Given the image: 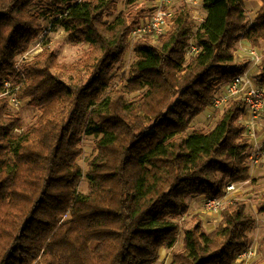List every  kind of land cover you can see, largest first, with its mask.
<instances>
[{
    "label": "trees",
    "instance_id": "16d2710c",
    "mask_svg": "<svg viewBox=\"0 0 264 264\" xmlns=\"http://www.w3.org/2000/svg\"><path fill=\"white\" fill-rule=\"evenodd\" d=\"M125 1L126 11L120 0H0V264H156L177 243L189 198L251 179L242 99L227 101L213 128H191L246 73L238 43L264 50V0L253 21L252 0H202V21L184 3L167 31L136 41L119 88L114 72L152 14ZM55 26L89 44L73 75L50 47L19 60ZM191 42L200 49L188 56ZM258 71L264 84V52ZM9 91L39 111L30 126L10 111ZM87 135L96 153L81 194ZM255 225L244 199L213 230L196 216L168 264H236Z\"/></svg>",
    "mask_w": 264,
    "mask_h": 264
},
{
    "label": "rangeland",
    "instance_id": "374dc122",
    "mask_svg": "<svg viewBox=\"0 0 264 264\" xmlns=\"http://www.w3.org/2000/svg\"><path fill=\"white\" fill-rule=\"evenodd\" d=\"M197 1L199 4H194L193 1L191 0H177L174 4V9L176 10L179 7H181L184 3H186L184 5H189V7L192 9V17L196 19V21H198L199 20L198 17H200L203 14V10H202V0H197ZM158 4H159V0H139V6L148 9L147 11L148 14L153 12L154 10L153 11H149V10L156 7ZM261 4L262 2L260 0H252V1L247 2L246 11L251 21H253L254 16L257 14L259 10V5ZM126 9H127L126 1L120 0L119 11H126ZM137 40L138 39L131 38V40L129 41L130 47L126 53L125 60L120 66L117 67V69L114 72L113 81L116 84V86L119 88H122L126 84L127 76L129 74L131 64L133 63L135 59L134 47H135V43ZM45 47H50L51 49L54 50V52L58 55L59 61L65 64L68 75H73L77 72L75 69V66L79 64V62L86 56V53L89 50V44L71 42L68 38L67 32L60 26H55V27H52L51 30L47 28V32L45 33V36L43 38L41 36L40 39L34 43L30 51L27 52L24 56L19 58L20 62H22L23 59H28V58L31 59L33 56L40 53ZM255 49L259 53L264 52L263 48L257 47ZM237 62L245 63L247 67L249 66V64L251 65L252 62L256 64L249 53H247V55H244L243 57H238ZM257 68H258V64H256V69ZM248 74L256 78V76L253 75V74H256L255 70H254V73H251V74L248 73ZM258 81L259 83H261L260 84L261 87L264 88V84H262L259 78H258ZM6 85H10V82L8 81ZM133 95L135 94H131V96ZM225 104L226 102L223 103L218 108H213L212 106H210V108L208 107L202 114H200L193 121L191 130L192 129L209 130L213 128V126L216 124V122L221 117ZM10 111L12 113L18 114V116L21 117L22 122L24 123V128L33 124L40 114L37 109L31 107L28 104V100L23 101V105L20 107V109L15 110V108L14 109L10 108ZM242 118H244V115ZM260 119H261L260 123H263V126H264V108H263V112L261 113ZM242 123H243V120H242ZM263 132H264V129L260 130V134H262ZM252 141L254 142V140ZM83 146H84V154L79 158V163L83 169V178L78 188L79 193L81 194H85L89 191V181H88L87 175L90 169L89 162L94 156V154L96 153L95 138L91 135L85 136L83 140ZM250 172H251V175L253 174L262 175L264 174V166H252L250 169ZM256 181H259V179L258 180L256 179ZM235 183H236L237 191L231 193L232 194L231 199H233L234 202L237 200L243 199L244 195H252L254 196L252 198V201L258 202L259 198L264 193V180L258 183L259 186L257 185V187H255L253 190H249V192L247 191L245 193L243 192V194H241V192L243 191L242 182H235ZM251 184H254L253 181H251ZM203 196L204 195L193 197V204L192 206H190V211L186 215H183L182 217L178 219L181 225V230L178 235L177 243L175 244L173 248L169 246L165 247V249L162 252V258H160L156 264H168L169 263L172 257L173 250L174 249L177 250L181 248L183 240H184V229L190 227L193 224L194 217L198 216L202 220L203 226L206 230H213L218 226V224L220 223L222 219V211L219 214H215L213 216L205 213L202 210V207H203L202 198H204ZM252 201H251V205L253 204ZM227 206H225L224 209ZM249 213L252 214L251 211H249ZM250 235L252 238V246H254L257 249L258 253L250 261L237 263V264L264 263V243H263L264 213L263 214L260 213V215L256 218V225L254 229L250 232Z\"/></svg>",
    "mask_w": 264,
    "mask_h": 264
},
{
    "label": "built area",
    "instance_id": "2783aa9c",
    "mask_svg": "<svg viewBox=\"0 0 264 264\" xmlns=\"http://www.w3.org/2000/svg\"><path fill=\"white\" fill-rule=\"evenodd\" d=\"M176 1L177 0H159V4L148 19L133 30L131 38L139 39L144 36L155 37L167 31L175 14L174 4ZM191 1H193L194 4H199L197 0ZM198 18L202 21L204 15L202 14ZM199 49L197 44L191 42L188 49V56L195 54ZM249 54L256 64L261 62L262 53H259L255 48H251ZM260 84L261 83L257 82L254 77L246 72L226 84L222 91L214 97L212 104L213 108H218L223 103L233 98L242 99L244 101L246 107L243 118L245 136L248 137L252 143V150L249 156L251 167L264 166V137L260 139V130L264 129L263 123H260L261 113L264 108V88L261 87ZM9 93L10 106L13 109L15 108V110L20 109L23 105V101L19 99L16 94L10 91ZM252 140H254V142ZM235 191H237L236 183L229 182L224 195L219 197L204 195L202 210L209 215L219 214L223 211L225 206L234 203V200L231 199V193ZM257 253V249L251 246L238 256L236 264L250 261Z\"/></svg>",
    "mask_w": 264,
    "mask_h": 264
},
{
    "label": "crops",
    "instance_id": "0c3cea01",
    "mask_svg": "<svg viewBox=\"0 0 264 264\" xmlns=\"http://www.w3.org/2000/svg\"><path fill=\"white\" fill-rule=\"evenodd\" d=\"M256 16H257V14L254 16V19L256 18ZM251 48H252V46H251V43L249 41H247L245 39L241 40L238 43V51H237V54H236L237 59H238V57H243L244 55H247V53H249ZM254 70H255V73H256V74H253L254 76H256L255 80L257 82H259L258 81V73H259L258 68L256 69V64H254L252 62L251 65L249 64L246 72L251 74V73H254ZM242 120H243V118H242ZM263 137H264V133L260 134V139H262ZM256 179L257 180L259 179V181H256ZM262 180H264V174H262V175H256V174L251 175V179L250 180L242 182L243 191L241 192V194H243V192L245 193L247 191L249 192V190H253L255 187H257L258 183L260 181H262ZM251 181H253L254 184H251ZM245 196L248 197V198H246ZM253 197L254 196H252V195H244V198L243 197L242 198L247 200L246 201V210L247 211H251L252 214L255 216V218H257L260 215V212H259L260 206H259V201L258 202H253L252 201ZM191 199H192V201H191ZM202 199H204V198H202ZM251 201L253 203L252 205H251ZM192 204H193V197L189 198V205L192 206ZM160 258H162V254H160Z\"/></svg>",
    "mask_w": 264,
    "mask_h": 264
}]
</instances>
